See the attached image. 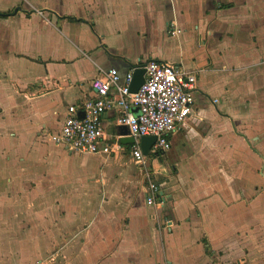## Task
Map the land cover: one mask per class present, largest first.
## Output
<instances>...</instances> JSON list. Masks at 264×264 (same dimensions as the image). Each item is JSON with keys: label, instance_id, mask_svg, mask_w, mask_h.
Instances as JSON below:
<instances>
[{"label": "crops", "instance_id": "crops-1", "mask_svg": "<svg viewBox=\"0 0 264 264\" xmlns=\"http://www.w3.org/2000/svg\"><path fill=\"white\" fill-rule=\"evenodd\" d=\"M148 60L196 80L194 111L157 166V210L145 186L136 198L105 190L90 163L118 158L39 135L93 98L99 74ZM116 117L103 116L109 142ZM36 252L58 264H264V0H0V264Z\"/></svg>", "mask_w": 264, "mask_h": 264}, {"label": "built area", "instance_id": "built-area-1", "mask_svg": "<svg viewBox=\"0 0 264 264\" xmlns=\"http://www.w3.org/2000/svg\"><path fill=\"white\" fill-rule=\"evenodd\" d=\"M179 32L171 29L168 34L175 36ZM136 69H144V82L136 93H131L129 86ZM195 82L193 74L172 63L156 60L132 66L124 75L111 69L91 81L93 98L67 108L59 132L50 133L41 128L39 135L57 147L84 156L119 158L127 152L145 182L146 206L157 210L165 204L154 182L159 173L157 166L194 111ZM110 111L117 113L116 128L126 127L134 144L123 146L119 136L112 142L105 138L102 120ZM142 137L155 138L147 156L140 148ZM147 157H151L149 167Z\"/></svg>", "mask_w": 264, "mask_h": 264}, {"label": "rangeland", "instance_id": "rangeland-1", "mask_svg": "<svg viewBox=\"0 0 264 264\" xmlns=\"http://www.w3.org/2000/svg\"><path fill=\"white\" fill-rule=\"evenodd\" d=\"M121 156H123V159L120 158ZM121 156L115 161H113V159L99 158V161L92 162L90 164H93L96 167H101L100 170L102 171L99 173L100 177H103V170L106 172V176L104 177L108 179V182H106L105 190L107 189L110 191L111 189L112 193H114V197L118 196L119 192L127 190L128 194L131 193L132 198H136L137 193L141 190V187L145 186V182L140 175V170L138 169V167L130 162L127 152H124V154H122ZM146 162L147 167H149L151 157H147ZM71 165L73 166L70 167L74 168L75 170H78L81 167L78 163H74ZM22 256L23 258H32L30 259V261H28L27 264H58V257H56V260H54L53 262L51 261V257L54 255L50 253H26Z\"/></svg>", "mask_w": 264, "mask_h": 264}, {"label": "water", "instance_id": "water-1", "mask_svg": "<svg viewBox=\"0 0 264 264\" xmlns=\"http://www.w3.org/2000/svg\"><path fill=\"white\" fill-rule=\"evenodd\" d=\"M144 73H145L144 69H136L133 72L132 81L129 86V90L131 93H136L138 89L142 86L144 82L143 80ZM117 136L120 137L119 142L123 146H129V145L134 144L135 142L133 138L128 137L129 132L126 127H118ZM154 141H155L154 137H142L139 140L140 148H141L143 155L145 156L148 155L149 149L151 145L154 143Z\"/></svg>", "mask_w": 264, "mask_h": 264}, {"label": "trees", "instance_id": "trees-1", "mask_svg": "<svg viewBox=\"0 0 264 264\" xmlns=\"http://www.w3.org/2000/svg\"><path fill=\"white\" fill-rule=\"evenodd\" d=\"M126 149L128 148V147H125Z\"/></svg>", "mask_w": 264, "mask_h": 264}]
</instances>
